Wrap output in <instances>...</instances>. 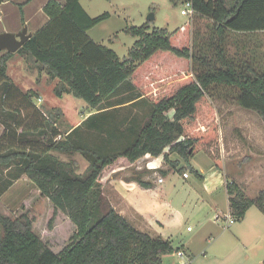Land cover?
Wrapping results in <instances>:
<instances>
[{
  "label": "trees",
  "instance_id": "1",
  "mask_svg": "<svg viewBox=\"0 0 264 264\" xmlns=\"http://www.w3.org/2000/svg\"><path fill=\"white\" fill-rule=\"evenodd\" d=\"M190 1L195 16L212 22L208 35L193 33L189 21L173 33L152 28L151 22L128 27L126 33L138 40L121 59L88 35L109 13L91 18L81 0H49L43 9L48 22L17 53L2 54L0 173L5 178L0 197L14 182L31 181L40 210L45 206L44 231L54 237L38 232L39 218L29 210L15 219L0 213V264H163L165 256L179 251L170 240L141 231L120 215L104 194L103 180L147 156L163 157L178 169L171 154L201 177L190 166L201 151L222 171L211 102L222 87L264 121V52L257 44L249 48L250 40L244 39L264 34V0L184 3ZM19 9L25 25L23 5ZM15 55L57 81L58 97L73 95L95 112L89 110L79 126L61 134V109L39 112L31 102L33 92H21L10 80L8 64ZM29 114V122L24 121ZM54 153L80 154L88 167L79 174L77 161H62ZM152 173L147 167L134 169L125 180L149 188L145 179ZM227 189L235 221L254 206L264 213V190L251 199L233 182Z\"/></svg>",
  "mask_w": 264,
  "mask_h": 264
},
{
  "label": "rangeland",
  "instance_id": "2",
  "mask_svg": "<svg viewBox=\"0 0 264 264\" xmlns=\"http://www.w3.org/2000/svg\"><path fill=\"white\" fill-rule=\"evenodd\" d=\"M44 1L11 0L8 6L0 8V31L8 29L16 31V34H18L23 30L25 25L22 23L18 4L26 2L28 3L25 5L24 14L27 19H31L29 26L26 27L30 31L40 29L44 21V13L41 8ZM184 2L185 0H81V5L91 18L99 17L105 13L110 14L108 20L97 25L88 32V35L93 41L108 47L123 59L128 56L129 50L138 40V38L126 33L128 27H141L151 22L152 28L164 29L173 33L189 21L192 24L193 33L200 32L202 35H208L211 31L212 22L204 17L195 16L194 18H189L182 15L181 11L185 7ZM152 14L154 15V20H150ZM244 39L250 40L249 48L257 44L260 50L264 52L263 33L248 35ZM237 40L241 41L242 37H237ZM3 53L0 51V57ZM8 75L21 92H33L34 96L31 98V102L39 112L47 114L50 111L61 109L62 120L57 127L63 135L68 128L81 121L90 110L85 101L77 99L73 95L65 94L62 97H58L54 93L57 81L52 82L46 73L39 74L34 64L19 55H15L9 62ZM1 82L0 80V86ZM233 95L234 93L230 89L222 87L215 94V97L211 98L219 123V156L221 158L222 151L226 150L225 161L231 172H238L243 165H246L244 166L246 168L239 172L243 174V178L247 175L249 176H247L248 179L245 182H242L245 184L241 182L240 184L246 189L247 194L252 196L257 189L264 187V176L256 174L257 170H259L258 168H261V165L264 164V121L256 112L243 109L232 101L231 97ZM12 106L14 107V105ZM30 111L31 114H37L32 107ZM30 119L29 114L24 121L29 122ZM4 132L5 127L0 123V139ZM54 154L65 162L77 161L79 174L88 167L89 162L80 154ZM152 160L151 158L143 159L127 170L118 169L114 173L120 174L121 177L126 174L130 176L134 169L148 168ZM238 164L240 167H238ZM3 178H5V173H0V181ZM23 205L25 206L24 208ZM41 205L42 203L38 200L34 184L27 179L14 182L13 186L6 192L3 191V195L0 197L1 214L15 219L21 213L29 210L28 212L34 214L36 219L39 218L38 223L42 227L38 232L48 236L47 238L50 236L54 237L53 232L44 231L45 229L42 225L44 221L42 219L46 220L47 214H45L44 205L42 211L40 210ZM253 244L250 249L251 256L254 257V254L255 257L258 256L264 259V234L260 242H254Z\"/></svg>",
  "mask_w": 264,
  "mask_h": 264
},
{
  "label": "crops",
  "instance_id": "3",
  "mask_svg": "<svg viewBox=\"0 0 264 264\" xmlns=\"http://www.w3.org/2000/svg\"><path fill=\"white\" fill-rule=\"evenodd\" d=\"M10 1L1 0L0 8L8 6ZM48 1L42 4V11ZM27 3H19L18 7L23 5L24 10ZM48 20L44 13L42 26ZM30 21L25 17V27ZM27 30L33 35L39 29ZM4 32L16 34V31L8 29L0 31V34ZM88 116L90 113L87 112L72 127L79 126ZM225 154L226 150L222 151V171L215 168L207 152L201 151L191 159L190 166L201 177L191 172L178 154L170 155V160L179 164L178 169L170 168L163 157L147 156L145 159H153L148 165L153 173L145 179L152 184L151 187L144 188L136 181L125 180L129 177L127 174L113 177V172L103 180L104 194L114 209L135 228L170 240L178 248V252L164 257L163 264H264L263 258L250 254L253 243L260 242L264 234V213L254 206L243 219L230 226L225 222V217L231 214L228 183L237 184L251 199H255L264 187L257 189L254 195H248L240 182H245L249 175L243 178L239 172L246 165L238 172H231ZM258 169L256 174L264 176V164ZM160 170L165 174L162 175ZM184 173L189 177L185 178Z\"/></svg>",
  "mask_w": 264,
  "mask_h": 264
},
{
  "label": "water",
  "instance_id": "4",
  "mask_svg": "<svg viewBox=\"0 0 264 264\" xmlns=\"http://www.w3.org/2000/svg\"><path fill=\"white\" fill-rule=\"evenodd\" d=\"M150 20H154V15L150 16ZM32 37L31 33H28L27 27L18 33H1L0 34V51L17 53Z\"/></svg>",
  "mask_w": 264,
  "mask_h": 264
},
{
  "label": "built area",
  "instance_id": "5",
  "mask_svg": "<svg viewBox=\"0 0 264 264\" xmlns=\"http://www.w3.org/2000/svg\"><path fill=\"white\" fill-rule=\"evenodd\" d=\"M185 7L184 9L181 11V14L184 15V16H187L189 18H194L195 17V10L193 8V4L192 2H187L184 4ZM185 178H188L189 177V174L188 173H184L183 174ZM161 181V180H160ZM226 220V226H230L232 225L233 223H235V219L233 218V216L230 214L228 216L225 217ZM180 256H183V253H179Z\"/></svg>",
  "mask_w": 264,
  "mask_h": 264
}]
</instances>
